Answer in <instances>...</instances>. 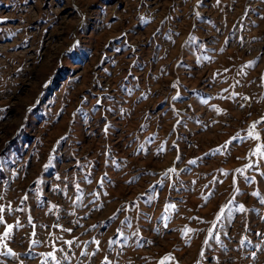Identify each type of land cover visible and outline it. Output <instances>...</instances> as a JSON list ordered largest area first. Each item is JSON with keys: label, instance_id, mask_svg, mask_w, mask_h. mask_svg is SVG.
Listing matches in <instances>:
<instances>
[{"label": "rangeland", "instance_id": "rangeland-1", "mask_svg": "<svg viewBox=\"0 0 264 264\" xmlns=\"http://www.w3.org/2000/svg\"><path fill=\"white\" fill-rule=\"evenodd\" d=\"M261 152L264 0H0V264H264Z\"/></svg>", "mask_w": 264, "mask_h": 264}, {"label": "snow or ice", "instance_id": "snow-or-ice-1", "mask_svg": "<svg viewBox=\"0 0 264 264\" xmlns=\"http://www.w3.org/2000/svg\"><path fill=\"white\" fill-rule=\"evenodd\" d=\"M218 2H219V0H218ZM253 62H249V66L252 64ZM257 123H260L259 121H257V122H254V124H253V126H252V129H254L255 128V124H257ZM248 135H249V138H258V137H255V136H253V131L250 129L249 130V133H248ZM235 139V138H234ZM262 156H264V152H261L260 153ZM172 171H174V169H169L168 170V172H172ZM239 171V170H238ZM164 175H167V172L164 174ZM241 210H243V206H241ZM221 214H223V208L221 209V213L220 214H218V218H219V215H221ZM0 223H4V221H2V220H0ZM14 226L13 225H7V228H6V230H5V232L2 234V236H0V239H3V238H6L9 234H10V231H11V229L13 228ZM185 231H187V230H185ZM34 243H37V242H35L34 241ZM66 243H68L69 245L72 243L71 241H66ZM97 245H99V241H96L95 242ZM5 247H6V245H5ZM8 252L10 253L11 252V249H8ZM48 256H50L53 260L55 259V256H54V254H52V253H49V254H47ZM169 257H164L163 259H162V261L160 262V264H164V261L165 260H167ZM106 260H107V258H105Z\"/></svg>", "mask_w": 264, "mask_h": 264}]
</instances>
